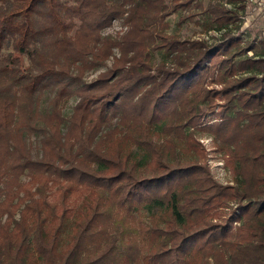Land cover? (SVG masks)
Instances as JSON below:
<instances>
[{"label": "trees", "instance_id": "16d2710c", "mask_svg": "<svg viewBox=\"0 0 264 264\" xmlns=\"http://www.w3.org/2000/svg\"><path fill=\"white\" fill-rule=\"evenodd\" d=\"M247 1L0 0V264H264V40L242 36ZM173 13L218 34L169 33Z\"/></svg>", "mask_w": 264, "mask_h": 264}, {"label": "rangeland", "instance_id": "374dc122", "mask_svg": "<svg viewBox=\"0 0 264 264\" xmlns=\"http://www.w3.org/2000/svg\"><path fill=\"white\" fill-rule=\"evenodd\" d=\"M170 26L167 28L169 33H175L181 36L182 38L187 37H199V36H209L210 38H214L216 35V31L212 30L206 32L202 25L195 23L194 21L187 20L185 22L179 21V14L173 13L169 17ZM198 18V17H197ZM244 23L242 27V36L246 41L257 40L261 42L264 40V0H248L247 1V9L243 15ZM126 26L123 24L122 19H118L115 21L114 25L105 29V34L116 35L119 31L125 30ZM218 34V33H217ZM252 51H249V54H252ZM158 58H160L161 54L157 53ZM110 63V61H109ZM103 69L99 68L96 70L89 71L85 74V78L87 80H91L95 78L98 73ZM50 93H46L43 97V107L48 108V100ZM77 101L76 97H72L68 100L64 107V113L67 117H70L73 111V107ZM197 136L198 138L205 144L207 149L209 150V164L212 168L213 174L215 177L224 183L231 182L233 180V174L230 169L226 166L224 157L218 151L214 149V143L211 135L204 130H198ZM40 137L41 134L39 132H35L29 138V140L33 143V151L38 153L40 151ZM23 179H27L25 176ZM77 204H74V208L76 209ZM144 213H147L143 210Z\"/></svg>", "mask_w": 264, "mask_h": 264}]
</instances>
